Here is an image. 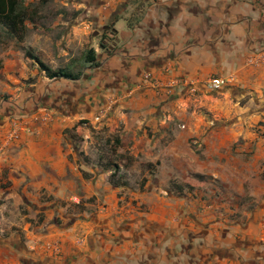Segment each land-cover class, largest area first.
<instances>
[{"label": "crops", "instance_id": "1", "mask_svg": "<svg viewBox=\"0 0 264 264\" xmlns=\"http://www.w3.org/2000/svg\"><path fill=\"white\" fill-rule=\"evenodd\" d=\"M91 1L87 21L110 40L94 48L99 66L77 81L41 76L20 105L14 102L28 107L15 118L28 115L29 127L1 148L12 127L0 126V178L30 204L78 195L105 205L89 215L60 209L44 235L25 226L5 237L1 229L0 264L38 257L41 264H264V185L249 192L243 210L228 203L230 194L244 193L243 180L257 184L252 172H264V0ZM144 73L156 87L142 82ZM212 78L231 83L212 91ZM173 79L190 85L167 93ZM101 107L109 109L101 126L120 134L118 153L143 157V192H117L126 187L110 184L103 157L92 159L65 136ZM42 110L51 116L43 118ZM209 177L216 179L212 192L227 191V202L221 194L206 199L201 190Z\"/></svg>", "mask_w": 264, "mask_h": 264}, {"label": "rangeland", "instance_id": "2", "mask_svg": "<svg viewBox=\"0 0 264 264\" xmlns=\"http://www.w3.org/2000/svg\"><path fill=\"white\" fill-rule=\"evenodd\" d=\"M26 1L36 10V14L34 16L33 25H31V23L29 24L27 31L23 34L22 40L11 36L0 25V126L12 127L13 124L22 123L29 117L25 115L15 118L19 112L24 113L26 111V109L24 111H19L18 105L20 104L18 101L21 98L24 99V97L29 96L28 89L30 86H39L43 82L41 79L46 78L45 74L39 72L35 64L26 58V51H30L38 56L41 61L53 71L74 66L72 69L73 72H76L80 70L79 65L75 64L76 59H78L86 49L89 47H96L98 49V45L103 46L107 44L106 42H109L107 39H104V42L102 38L104 32L99 26L93 28L87 21L89 14H85V11L87 10V5L91 4V0ZM122 18L121 14H119L116 23L119 29L125 26V21ZM95 32L97 35L96 40L94 39ZM84 71L85 70H83V73ZM14 102H17L18 105H14ZM222 102H218L220 106H222ZM5 105L10 108H4L7 107ZM21 106L23 107V105ZM197 106H200V104ZM37 108H35V111L39 110ZM7 109H9V111ZM220 109L222 108L220 107ZM223 110H225V108L222 109V111ZM14 111L15 113H13ZM49 115L51 116V113L47 110H42L40 112V116L42 117L47 116V118H49ZM4 118H6V120L1 121V119ZM106 118L107 117L104 119ZM86 121L87 124L84 125V128L87 129V132L84 137V142L79 145L80 148L86 151L94 160H97L100 154L105 160V163L117 165V170H115L113 179L117 181L118 184L124 183L125 185L121 186L126 187L124 190L121 189L118 191L117 189V192L123 193L125 190L134 193L143 192L145 189L137 185L143 178L144 169L146 168L143 160H141L143 157L137 159L126 154L125 156H121V154L118 153V148L114 147L113 144L115 137L120 135L118 130L115 129V127H112V129L102 127L100 124L102 120L95 122L94 117ZM219 121L221 122V120ZM261 125L262 123H260V126ZM236 143L239 144L238 142ZM194 145L201 151V144L199 145V142ZM96 150L98 152H96ZM239 158L241 162L247 161V159L251 158V153ZM214 162H216V159ZM251 162H253V160ZM148 166L150 168L152 164ZM153 171L154 169H149L148 174L152 175ZM109 176L110 175L107 174V179ZM251 178L256 179L257 184L252 187L249 183L251 180H243L242 189H244V193L242 195H238L237 192L230 194V197L234 198V202L228 201L229 204H233V206L237 205L238 209L243 210L242 206L246 203L245 199H249L247 196L249 192L253 188H256L257 191L260 190L259 185H264L260 166L257 171L251 173ZM208 180L209 185H207V188L201 190V192L206 195V199L217 200V195L221 194L224 199L223 202H227L226 196H229L227 191L220 190L219 188L215 193L212 192L215 190L213 187V180L216 179L209 177ZM5 181V177L0 178V230H4L3 235L5 237H8L7 233L23 231L25 226L28 232H31V235H44L48 233L46 229L48 224L46 223L50 221L51 216L57 211L59 212L60 209V213L63 215L71 216L73 213L76 214L82 210L86 211L89 215V213L97 210V207L105 205L102 204V200H97L96 197L84 201L79 198L78 195L75 196L79 200L78 203L74 202L72 199L66 201L54 200V202H51L52 200L50 199L46 200L44 205L30 204L28 200L24 198L21 189L12 188V184ZM14 189L15 191L11 192ZM171 189L173 190L174 188ZM175 192L178 193V190ZM121 193L117 194L118 198L122 195ZM197 194H199V192H197ZM225 194L227 195L225 196ZM259 195L261 196L263 193H259ZM120 205L121 203L119 201L117 206ZM229 206L231 209L232 205ZM44 207H48L50 210L52 209L51 213H44ZM21 235L23 236L22 233ZM3 254L6 257L7 254Z\"/></svg>", "mask_w": 264, "mask_h": 264}, {"label": "trees", "instance_id": "3", "mask_svg": "<svg viewBox=\"0 0 264 264\" xmlns=\"http://www.w3.org/2000/svg\"><path fill=\"white\" fill-rule=\"evenodd\" d=\"M35 14L36 10L26 0H0V25L14 38H17L19 40L23 39V34L25 31H27V27L29 26V24L31 23V25H33ZM115 20L116 17L114 19V22ZM128 25L130 26V23ZM108 29H113L112 25ZM106 32L108 31L106 30ZM105 36L106 33H104V36L102 37L103 40L105 39ZM103 47L106 48L107 45H103ZM25 56L35 64L39 72L45 74V77L48 80L65 79L77 81L82 77L83 70L92 69L99 66L97 51L93 47H89L88 49H86L82 53V55L78 59H76L75 64H78L80 67V70L76 72H73L72 68L74 66H69L64 69L53 71L45 63H43L38 56L34 55L30 51H26ZM85 124H87V121L82 120L76 123L70 129L65 130V136L70 139L75 148H78V145L83 142ZM113 144L116 148L121 146V140L119 136L115 137ZM197 152L200 151L197 150ZM82 154L83 153H81V155ZM105 168H108V171L111 172L108 179L110 184H112L113 186H118V182L114 181L113 179L115 176V170H117V165L106 162ZM262 178L264 179V172L262 173ZM121 185L125 184L123 183Z\"/></svg>", "mask_w": 264, "mask_h": 264}, {"label": "built area", "instance_id": "4", "mask_svg": "<svg viewBox=\"0 0 264 264\" xmlns=\"http://www.w3.org/2000/svg\"><path fill=\"white\" fill-rule=\"evenodd\" d=\"M261 61L264 63V56L261 57ZM142 82L147 84L148 86H151V87H156V85L158 84V83L156 84V81L152 78V76L149 73H144L142 75ZM230 83H231V79L212 78V79H209V81L207 82V87L212 91H217V90H220V89L228 86ZM178 85H190V84L187 80L173 79V80H170L165 87H163V86H161V87H163L167 93H170L171 92L170 89H172ZM108 115H109V109L106 107H101L98 109L97 113L95 114L94 120H95V122H99L102 119H104L105 117H107ZM45 118H47V116ZM37 120H39V119H34V121H37ZM28 127L29 126H28L27 122L13 124V126L9 132V135L6 139L7 142L4 145L2 144L3 146L1 145L2 147L1 146L0 147L3 148L5 146L9 145L10 143L17 142L20 134L22 132H25L26 128H28ZM1 148H0V150H1ZM72 200L76 203L79 202L77 197H74ZM53 251H57V250L54 248Z\"/></svg>", "mask_w": 264, "mask_h": 264}, {"label": "flooded vegetation", "instance_id": "5", "mask_svg": "<svg viewBox=\"0 0 264 264\" xmlns=\"http://www.w3.org/2000/svg\"><path fill=\"white\" fill-rule=\"evenodd\" d=\"M88 5H89V4H88ZM106 39L110 42L109 38H107V37L105 36V40H106ZM105 40H104V42H105ZM38 103H39L38 100H36V101H35V104H36L35 106H36V108L38 107V106H37ZM14 105H16V104H14ZM5 106H7V105H5ZM4 108H10V107L7 106V107H4ZM26 108H28V107H25L24 104H23V107L20 106V107H19V110H20V111H24ZM38 108H39V107H38ZM38 108H37V109H38ZM7 110L9 111V109H7ZM8 117H9V116H8ZM10 117H12V116H10ZM38 260H39V261H37V262H31V264H41V258H39Z\"/></svg>", "mask_w": 264, "mask_h": 264}, {"label": "water", "instance_id": "6", "mask_svg": "<svg viewBox=\"0 0 264 264\" xmlns=\"http://www.w3.org/2000/svg\"><path fill=\"white\" fill-rule=\"evenodd\" d=\"M107 29L109 28V27H106Z\"/></svg>", "mask_w": 264, "mask_h": 264}]
</instances>
